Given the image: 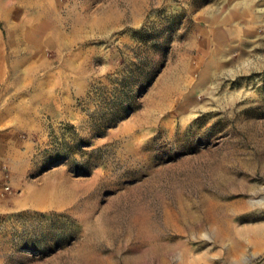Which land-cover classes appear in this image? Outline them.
Returning a JSON list of instances; mask_svg holds the SVG:
<instances>
[{
	"label": "rangeland",
	"instance_id": "rangeland-1",
	"mask_svg": "<svg viewBox=\"0 0 264 264\" xmlns=\"http://www.w3.org/2000/svg\"><path fill=\"white\" fill-rule=\"evenodd\" d=\"M0 264H264V0H0Z\"/></svg>",
	"mask_w": 264,
	"mask_h": 264
}]
</instances>
